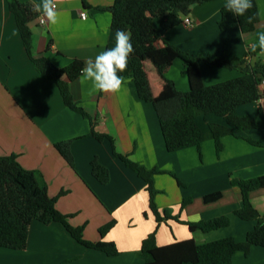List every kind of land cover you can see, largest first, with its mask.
<instances>
[{
  "label": "crops",
  "instance_id": "obj_1",
  "mask_svg": "<svg viewBox=\"0 0 264 264\" xmlns=\"http://www.w3.org/2000/svg\"><path fill=\"white\" fill-rule=\"evenodd\" d=\"M39 2V0H18ZM83 1L86 3L84 6ZM56 0L61 13L60 23L49 28L38 18L29 23L33 35L32 54L45 56L62 68L73 60L94 59L100 52L115 46V33L110 30V14L98 9L110 6L114 0ZM259 21L254 30L242 33L238 28L221 32L217 23L226 0H215L191 7L182 23L161 31L156 43H166L190 54L218 57L224 46L231 57H245L257 34L264 32V0H253ZM85 12V19L80 13ZM190 20V25L184 23ZM48 42L51 46L46 48ZM252 52V51H251ZM250 64L264 62V56L254 53ZM153 98L161 99L165 81L180 92L188 91L184 65L179 59L159 70L148 60L143 62ZM206 86L221 83L240 75L236 70L199 67ZM80 77V76H79ZM79 77L68 81L76 101L95 122L93 130L112 138L116 153L126 156L151 175L153 200L159 213L164 210L179 221L198 223L226 216L229 225L203 232L190 230L175 220L156 223L149 208L145 181L112 154L111 142L96 140L91 135L87 119L67 108L58 89L42 78L29 61L16 29L13 15L5 0H0V155L15 154L18 163L33 171V181L44 187L50 197L57 196V210L70 215L72 226H83L84 239L113 242L118 254H106L78 244L62 225L42 224L33 220L24 249L0 248V264H144L140 256L142 240L154 230L158 246L192 239L196 243L233 238L243 242L255 221L238 218L234 211L242 206L239 190L231 179L249 180L264 175V95L254 103L239 106L234 114L255 117L257 128L237 131L221 138L222 151L216 156L209 124L226 126L223 118L197 116L195 123L201 132L199 153L195 147L167 152L156 113L151 104L141 101L129 77L118 93H102L92 89L91 82L81 83ZM234 131V127H228ZM71 140L69 165L55 150L54 144ZM96 158L106 168L108 181L99 183L91 173ZM219 193L213 202L203 197ZM190 202L182 207L184 200ZM252 207L264 215V188L250 193ZM114 221V226L100 236L98 229ZM232 264H264V248L252 246L245 256L237 252Z\"/></svg>",
  "mask_w": 264,
  "mask_h": 264
},
{
  "label": "trees",
  "instance_id": "obj_2",
  "mask_svg": "<svg viewBox=\"0 0 264 264\" xmlns=\"http://www.w3.org/2000/svg\"><path fill=\"white\" fill-rule=\"evenodd\" d=\"M83 1V0H82ZM215 0H114L108 7L98 9L110 14V30L127 31L131 34V42L135 49L129 57L127 69L119 73L129 77L134 85L138 98L144 103L151 104L158 120L160 132L167 152L195 147L200 152L201 132L195 123L197 116L206 118L212 114L224 119L226 126L209 124L214 141L216 156L222 151L221 138L235 135L237 131L257 128L255 117H239L234 114L237 107L256 102L261 97L259 84L264 80V62L255 61L250 64L248 57L254 55L248 51L245 57H231L224 46L222 54L211 57L203 54H190L166 43L157 47L156 43L162 39V34L156 29L155 23L161 31H168L180 23L182 18L190 13L192 6ZM227 2V0H226ZM7 9L14 17L16 29L22 46L34 70L45 80L55 84L63 104L87 119L91 125V135L98 141L107 138L111 142L112 154L126 167L134 171L146 183L149 194V208L157 224L175 220L188 226L190 230L199 229L203 232L216 230L229 225L226 216L213 218L198 223H185L172 216L169 211L159 213L154 204L151 175L154 171H147L126 156L116 153L113 149L112 138L93 130L95 122L88 113L73 99L68 81L76 80L80 76V69L84 66L82 60H73L62 68L56 67L45 56L34 57L33 35L29 23L38 18L32 11V3L18 0H5ZM84 6L86 3L83 1ZM225 6V5H224ZM224 6L220 10L217 23L221 32L238 28L242 33L252 32L259 21L258 8L253 1L245 16H236L227 11ZM253 17L248 22V17ZM51 46L48 42L46 48ZM179 59L184 65V74L188 81V91L176 90L174 84L165 81V89L160 100L156 101L150 89L148 78L143 68V62L150 61L157 70L169 66ZM223 68L236 70L239 76L230 80L206 86L203 84L199 67ZM228 127H234L231 131ZM71 140L54 144L59 155L71 165ZM91 173L99 183L108 181V172L100 165L96 158L91 162ZM33 171L23 168L17 161L15 154L0 155V248L20 250L24 249L28 239V231L33 220L42 224L55 222L63 226L68 234L80 245L100 251L107 256H114L118 251L113 242H91L82 235L83 226L75 227L69 222L70 215L60 213L56 208L57 196L50 197L44 187L39 188L33 181ZM230 185L237 188L241 195L242 206L234 211L241 220L255 221L256 225L247 232L243 242H236L233 238H224L213 242L196 243L192 239L173 242L168 245L156 244V231L147 235L141 242L140 256L144 264H232L235 253L249 254L252 246L264 248V215H260L251 205V192L264 188V175L249 179H231ZM219 193L203 197L205 203L216 201ZM186 199L182 207L189 203ZM111 221L98 229L100 236H104L113 226Z\"/></svg>",
  "mask_w": 264,
  "mask_h": 264
},
{
  "label": "clouds",
  "instance_id": "obj_3",
  "mask_svg": "<svg viewBox=\"0 0 264 264\" xmlns=\"http://www.w3.org/2000/svg\"><path fill=\"white\" fill-rule=\"evenodd\" d=\"M224 8L236 16H245L253 8V0H227ZM32 11L39 14L41 22L49 28L60 23L61 13L56 0H39L32 4ZM253 17H248L252 22ZM257 43L251 45V51L264 56V32L257 34ZM135 49L131 42V34L127 31L117 30L115 33V46L100 52L94 59L84 61L80 69V81L91 82L92 89L102 93H118L121 91L125 78L119 73L125 72L129 57Z\"/></svg>",
  "mask_w": 264,
  "mask_h": 264
},
{
  "label": "built area",
  "instance_id": "obj_4",
  "mask_svg": "<svg viewBox=\"0 0 264 264\" xmlns=\"http://www.w3.org/2000/svg\"><path fill=\"white\" fill-rule=\"evenodd\" d=\"M79 15H80V18H81V19H85V17H86L85 12H81ZM38 22H39L40 24H43V23L41 22V18H39ZM184 23H185L186 25H190V20L187 19V18H184ZM259 90H260L261 94L264 95V80H262V81L260 82V84H259Z\"/></svg>",
  "mask_w": 264,
  "mask_h": 264
}]
</instances>
